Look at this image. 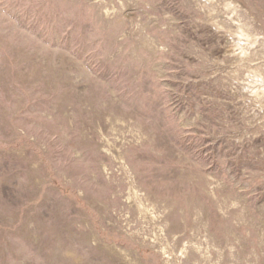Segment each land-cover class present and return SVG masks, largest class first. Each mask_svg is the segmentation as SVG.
I'll list each match as a JSON object with an SVG mask.
<instances>
[{"label":"rangeland","instance_id":"obj_1","mask_svg":"<svg viewBox=\"0 0 264 264\" xmlns=\"http://www.w3.org/2000/svg\"><path fill=\"white\" fill-rule=\"evenodd\" d=\"M0 264H264V0H0Z\"/></svg>","mask_w":264,"mask_h":264}]
</instances>
